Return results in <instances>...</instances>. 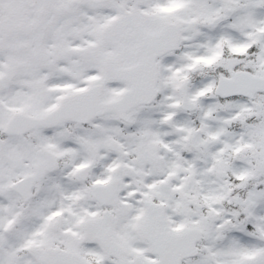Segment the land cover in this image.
Here are the masks:
<instances>
[{"label":"snow or ice","instance_id":"1","mask_svg":"<svg viewBox=\"0 0 264 264\" xmlns=\"http://www.w3.org/2000/svg\"><path fill=\"white\" fill-rule=\"evenodd\" d=\"M0 264H264V0H0Z\"/></svg>","mask_w":264,"mask_h":264}]
</instances>
